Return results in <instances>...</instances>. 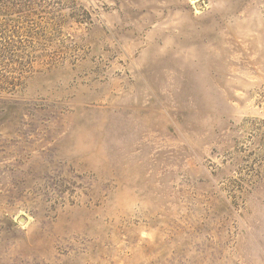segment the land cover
I'll list each match as a JSON object with an SVG mask.
<instances>
[{"label": "rangeland", "instance_id": "obj_1", "mask_svg": "<svg viewBox=\"0 0 264 264\" xmlns=\"http://www.w3.org/2000/svg\"><path fill=\"white\" fill-rule=\"evenodd\" d=\"M0 264H264V0H0Z\"/></svg>", "mask_w": 264, "mask_h": 264}]
</instances>
